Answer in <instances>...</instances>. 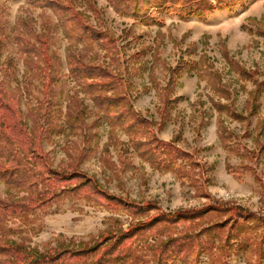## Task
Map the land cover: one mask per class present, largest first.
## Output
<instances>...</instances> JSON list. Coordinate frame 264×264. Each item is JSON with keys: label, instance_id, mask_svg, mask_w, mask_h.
I'll return each instance as SVG.
<instances>
[{"label": "rangeland", "instance_id": "rangeland-1", "mask_svg": "<svg viewBox=\"0 0 264 264\" xmlns=\"http://www.w3.org/2000/svg\"><path fill=\"white\" fill-rule=\"evenodd\" d=\"M66 7L84 26L113 38L118 61L89 38H76L64 20L69 16L61 15ZM0 20L4 24L0 62L11 64V77L0 73V83L17 99L28 127V113L42 98V79L38 71L26 67L17 38L32 44L46 41L51 76L57 79L59 130L44 138L42 149L53 170L76 168L108 195L155 206L150 216L197 211L213 204L264 215V0H242L235 7L213 11L205 21L165 14L161 26L119 15L110 0H0ZM70 54L84 63L111 64L113 70L119 65L127 84L129 114L145 123L126 129L129 118L123 124L108 122L69 75ZM33 60L43 66L40 57ZM71 97L85 109L82 125L75 126L72 114L67 117ZM70 124L75 128L70 129ZM220 134L225 139L220 140ZM147 141L179 150L188 156L189 165L181 175L152 166L139 146ZM233 144L247 151L245 157L226 151ZM186 172L192 181L182 177ZM21 196L0 182V200ZM115 220L124 231L135 222L67 195L37 212L26 225L12 219L8 228L15 231L11 240L45 252L60 243L94 242L117 225ZM255 235L240 237L224 264H264V245L262 256L238 247L244 241L252 244ZM214 254H201L197 264H212ZM140 256L141 264H153L151 253Z\"/></svg>", "mask_w": 264, "mask_h": 264}, {"label": "trees", "instance_id": "trees-1", "mask_svg": "<svg viewBox=\"0 0 264 264\" xmlns=\"http://www.w3.org/2000/svg\"><path fill=\"white\" fill-rule=\"evenodd\" d=\"M241 1L110 0V5L125 18L144 25L155 21L161 26L165 14H173L179 20L194 17L205 21L213 11L235 7ZM61 15L69 16L64 20L69 22L78 40L89 38L101 51L108 52L111 54L110 58L118 61L115 41L108 33L84 26L69 7L62 8ZM3 25L0 20V30ZM17 42L21 44L20 51L26 55L28 70L38 71L42 79V98L37 102L36 108L28 113L31 122V127H28L17 99L0 83V182L8 191L22 193L15 200H0V264H141L140 253L144 251L151 253L153 264L168 261L197 264V260L205 252L211 255L216 252L212 264H224L235 243L249 233H256L253 243L247 244L244 241L238 246L239 249H252L251 253L257 251L263 255L264 215L258 216L241 208L213 204L197 211L177 214L158 212L150 216L149 212L155 210V206L148 203H127L108 195L76 168L72 171L70 167L53 170L42 149V142L59 130L55 120L58 111L54 101V82L57 79L51 76L52 65L46 41L39 40L38 44H32L26 38H17ZM3 49L4 44L0 39V57ZM34 57L42 59L41 68L33 60ZM68 64L72 80L91 97L108 122L123 124L124 119L129 118L126 129L145 123L138 115L129 114L127 84L119 65L113 70L109 66L111 64L104 67L84 63L83 59L71 54L68 55ZM10 67L9 61L0 62V73L11 77L8 73ZM66 114L67 117L73 115L75 126L77 123L83 124L85 109L76 98H70ZM75 126L70 124L68 127L72 129ZM223 138L220 134V140ZM139 146L144 147L147 160L154 167L161 165L160 168L174 170L181 175V169L189 165L186 162L188 156L168 144L147 141ZM225 148L235 156L245 157L247 153L237 144L227 145ZM226 169L230 170V166L226 165ZM186 173L182 177L192 181L189 178L190 172ZM67 195L92 203L111 214L122 213L135 222H131L124 231L115 220L114 224L117 225L103 231L94 242L77 245L60 243L45 252L27 248L10 239L15 232L8 228L10 220L26 225L37 212L48 209L56 200ZM142 218H145L143 222L140 220Z\"/></svg>", "mask_w": 264, "mask_h": 264}]
</instances>
